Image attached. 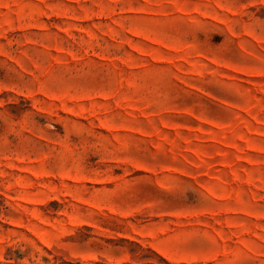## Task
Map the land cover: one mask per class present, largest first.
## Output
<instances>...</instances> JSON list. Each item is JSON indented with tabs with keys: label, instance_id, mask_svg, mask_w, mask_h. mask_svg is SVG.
Segmentation results:
<instances>
[{
	"label": "rangeland",
	"instance_id": "374dc122",
	"mask_svg": "<svg viewBox=\"0 0 264 264\" xmlns=\"http://www.w3.org/2000/svg\"><path fill=\"white\" fill-rule=\"evenodd\" d=\"M0 264H264V0H0Z\"/></svg>",
	"mask_w": 264,
	"mask_h": 264
}]
</instances>
